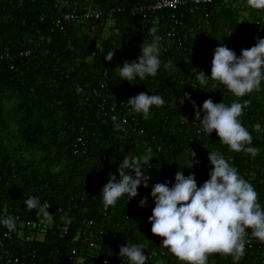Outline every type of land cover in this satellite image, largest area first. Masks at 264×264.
<instances>
[{
	"label": "trees",
	"instance_id": "obj_1",
	"mask_svg": "<svg viewBox=\"0 0 264 264\" xmlns=\"http://www.w3.org/2000/svg\"><path fill=\"white\" fill-rule=\"evenodd\" d=\"M156 1L0 0V54L34 51L31 58L0 63V216L17 218L12 231L0 225V264L16 258L31 264H73L81 255L86 264H127L119 255L127 242L143 246L150 257L146 264H185L151 231V185L174 183L175 173L183 167L185 175L195 172L198 185L202 184L212 168L209 151L223 152L255 186L264 205V90L235 97L223 84L210 79L202 86L194 77L200 70L211 75L218 43L239 55L258 37L264 38V30L256 27L264 21V8H254L248 0L199 7L187 0L174 11L175 19L170 11L148 20L133 15L136 7ZM117 8L122 12L112 14ZM97 9L104 13L100 20L52 32L54 21L66 13ZM108 22L115 32L103 40ZM153 26L164 36L160 59L171 61L172 67L162 66L156 76L138 77L132 84L122 81L119 65L138 58L143 40L152 39ZM169 33L174 36L168 37ZM108 50H116L111 61L104 59ZM147 91L167 101L163 107L153 106L149 119L124 103ZM185 92L201 109L209 98L226 104L250 100L240 119L252 134V144L261 149L259 155L231 151L215 131L211 135L202 131L193 104L181 102ZM116 123L123 130H117ZM80 137L83 142L76 153ZM146 144L155 155L146 166L150 186H139L137 197L129 201L122 197L106 209L100 195L103 185L111 173L119 178L117 166L124 155L139 162ZM190 148L199 161L192 168L186 167ZM61 162L62 170L54 172ZM32 195L50 205L52 226L25 205ZM144 196L148 204L141 207ZM8 231L11 238L5 237ZM247 231L251 234V229ZM261 242V249L245 250L239 264H259L264 258ZM208 264L234 261L231 255L211 253Z\"/></svg>",
	"mask_w": 264,
	"mask_h": 264
},
{
	"label": "clouds",
	"instance_id": "obj_2",
	"mask_svg": "<svg viewBox=\"0 0 264 264\" xmlns=\"http://www.w3.org/2000/svg\"><path fill=\"white\" fill-rule=\"evenodd\" d=\"M248 3L257 9L264 8V0H248ZM149 31L152 39L143 40L138 58L119 65L122 81L132 84L138 77L156 76L162 66L165 69L172 67L171 61L164 63L160 59L162 44L158 27L153 26ZM115 54L116 50H108L104 59L111 61ZM194 77L202 86H207L210 79L223 84L235 97L264 90V38L258 37L252 47L243 48L239 55L225 43H218L213 51L211 75L200 70ZM212 87L215 90L216 84L213 83ZM184 101L193 104L196 121H199L202 131L209 135L215 131L219 140L231 151H243L253 158L259 155L261 149L252 144V134L240 119L250 100H234L226 104L209 98L203 102L201 109L185 92L181 102ZM124 103L132 112L149 119L153 106L163 107L167 101L162 95L147 91L131 96ZM115 128L123 130L120 123H116ZM153 157V148L147 144L139 162H133L131 156L124 155L117 166L119 178L111 173L101 189L106 209L115 206L122 197L127 201L137 197L139 186H150L151 175L146 166L150 165ZM195 157L196 152L190 148L186 167L192 168L199 163ZM208 159L212 168L209 179L202 184L198 185L195 172L185 175L183 167L175 173L174 183L166 181L151 185L154 200L149 217L151 231L162 237V246L185 264H208L211 253L231 255L234 264H239L249 243L248 229H251L252 237L264 241V205L259 202L255 186L240 175L223 152L209 151ZM63 163H58L53 171H61ZM24 203L29 210H36L49 226L54 224L47 202L32 195ZM147 204L148 197H142L139 205L145 207ZM0 225L14 230L17 218L11 214L0 216ZM119 255L126 258L127 264H146L150 259L139 243L122 244ZM73 264H86V257L75 256Z\"/></svg>",
	"mask_w": 264,
	"mask_h": 264
},
{
	"label": "built area",
	"instance_id": "obj_3",
	"mask_svg": "<svg viewBox=\"0 0 264 264\" xmlns=\"http://www.w3.org/2000/svg\"><path fill=\"white\" fill-rule=\"evenodd\" d=\"M192 3L196 6H202V5H211L214 4L215 2L219 1H229V0H191ZM188 1L186 0H157L156 2L148 5V6H138L133 10V15L142 18L143 20H148L150 19L151 16L157 15L162 12L170 11L172 12V18L175 19V14L174 11H177L180 7L184 6L187 4ZM116 12H122L121 8L117 9H112L111 13H116ZM103 12L99 9L97 10H86L82 12L81 14H75V13H66L63 15L61 18H58L54 21L53 23V28L52 32L56 30H61L65 31L66 28L69 25H72L76 22H86L89 20H100L103 16ZM256 27L259 30H264V21L260 20L256 23ZM174 36L173 33H169L168 37ZM164 40V36H161V41ZM18 54V53H17ZM34 51L29 49L25 50L22 52H19L17 56L14 54H11L10 52H7L5 54H0V63L3 61H12L14 63L15 60L17 59H28L33 57ZM14 68V65H12L11 69ZM113 120L116 121L118 120L117 116L113 117ZM126 118L123 119V124H126ZM83 142V137H80L78 142L75 144V152H79V145L82 144ZM30 225V224H29ZM10 231V230H9ZM8 232L5 233L6 238H11V234ZM12 231V230H11ZM249 243L246 245L245 250H253L256 246H258L260 249L262 248V242L255 238L252 237L251 234L248 236ZM94 243H91V247H94ZM76 254V251L73 252V255ZM10 264H31V262H26V261H21V259L16 258L14 262L12 260H9ZM259 264H264V258L261 260Z\"/></svg>",
	"mask_w": 264,
	"mask_h": 264
},
{
	"label": "rangeland",
	"instance_id": "obj_4",
	"mask_svg": "<svg viewBox=\"0 0 264 264\" xmlns=\"http://www.w3.org/2000/svg\"><path fill=\"white\" fill-rule=\"evenodd\" d=\"M243 15L244 17H246L248 20H251L250 19V16L247 12H243ZM248 16V17H247ZM115 32V26L113 23L111 22H108L107 23V26L105 27L104 29V32H103V40L106 38H110ZM98 45H99V48L102 49V40L101 41H98Z\"/></svg>",
	"mask_w": 264,
	"mask_h": 264
}]
</instances>
